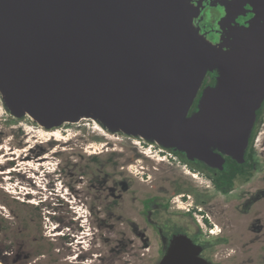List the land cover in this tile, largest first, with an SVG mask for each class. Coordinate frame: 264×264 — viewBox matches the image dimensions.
<instances>
[{"label":"water","instance_id":"95a60500","mask_svg":"<svg viewBox=\"0 0 264 264\" xmlns=\"http://www.w3.org/2000/svg\"><path fill=\"white\" fill-rule=\"evenodd\" d=\"M247 1L248 25L231 24ZM218 2L228 30L216 45L189 0H0V93L46 127L86 114L211 167L242 162L264 100V0ZM200 252L179 233L159 264H211Z\"/></svg>","mask_w":264,"mask_h":264},{"label":"rangeland","instance_id":"374dc122","mask_svg":"<svg viewBox=\"0 0 264 264\" xmlns=\"http://www.w3.org/2000/svg\"><path fill=\"white\" fill-rule=\"evenodd\" d=\"M208 73L214 83L217 71ZM138 144H143L140 137L111 130L86 114L58 126H43L28 113L14 115L0 93V264H157V236L153 233L154 244L143 248L134 235L143 229H127L122 223L129 201L137 209L139 196L168 197L172 190L168 171L148 179L142 175L145 169H127L135 163L129 156L138 155L134 148ZM111 152L114 165L106 162ZM177 152L178 159L184 155ZM95 154L100 164L91 162ZM105 172L112 176L107 190L112 188L119 199L110 223L97 207L99 198L91 187L101 185L98 180ZM124 177L132 181L129 187L123 188ZM179 177L196 190L185 198L196 210L191 215L194 224L209 240L204 255L215 264H264V197L251 204L246 197L254 184L227 194L209 188L208 201L200 203L199 188L205 190L206 182L198 177L192 181L186 173ZM128 194L136 199L126 198ZM177 203L181 207L175 202L170 210L187 211ZM199 208L208 214L210 225L204 224ZM104 221L111 227L101 224ZM16 254L19 259L14 263Z\"/></svg>","mask_w":264,"mask_h":264},{"label":"flooded vegetation","instance_id":"af4514ba","mask_svg":"<svg viewBox=\"0 0 264 264\" xmlns=\"http://www.w3.org/2000/svg\"><path fill=\"white\" fill-rule=\"evenodd\" d=\"M190 4L198 7L197 15L192 17V25L198 29L200 35H202L207 41L212 44L219 45L226 41L228 26H225L223 23H219L221 18L226 14L225 8L221 5L218 0H189ZM252 6L249 1L246 3H241V6L234 13V21L231 24L236 26H247V20L253 17V12L251 11ZM209 77V83H205L206 78ZM212 75L207 73L201 88L198 91V95L200 94L202 88L206 84H211ZM198 100V97L195 98ZM120 131V130H119ZM122 132V131H121ZM124 133V132H123ZM126 134V133H125ZM128 137L137 136L140 137L143 141V144H138L134 146L138 155L131 154L129 159H131L135 163H129L126 167H138L145 169L142 170V175L146 176V178L156 179V173H159L161 170L163 172L168 171L165 174L169 181L172 182V190L168 197H164V195L160 193H151L145 194L143 196H139L137 198L138 208L135 209L133 203L129 201L127 205V210L125 212V216H123L122 223L127 229H138L142 228L143 230H138L139 233H135L134 235L138 236V240L140 242V246L143 248H149L154 243L153 233L157 236V245L158 247V260L157 264H159L164 252L169 246L171 239L174 235L183 233L190 238L193 244H196L201 247L200 256L205 258L211 264H215V262L204 255V252L209 249V240H205L202 238V233L200 228H198L192 218V213L196 210L194 206H192L191 202L185 198V195H189V193H195L196 190L191 184H187L181 180L179 175L189 174L192 181H195L193 178L198 177L201 179V182H206L203 186L205 190L201 191L202 198H197V202L205 203L208 201V191L209 188L213 190H217L223 194H227L237 188L242 187L243 185L251 182L253 185L252 190H250L247 199V202L250 204L255 200L264 197V105L261 103L259 108L256 111L255 120L253 126L250 131L248 144L245 148L243 161L237 162L234 167V171L236 172V177L234 181H228L224 177V173L227 171H231V168H227L225 162L223 167L216 168L211 167L199 160H189L184 155L177 158L178 152L170 147H165L156 141L148 138H144L139 135H131L126 134ZM114 153L111 152L107 156L106 162L109 165H114L116 162L114 161ZM180 156V155H179ZM186 158V160L183 158ZM91 162L100 164V160L98 155H92L90 157ZM147 160L148 163L143 164L144 161ZM160 161V162H159ZM162 161V162H161ZM180 162L181 165L179 164ZM141 163V164H139ZM161 164H164L168 168L163 167ZM179 166L180 171L176 168ZM167 169V170H164ZM131 171V170H128ZM139 171V170H138ZM140 177H143V176ZM103 178L98 180L101 185L92 184L96 191V198H99V207L100 211L103 215L107 216V222H112L113 220V210L114 207L119 204V199L114 197L112 188H108L106 182L112 176H110L107 172L102 175ZM204 176L205 179L202 180ZM249 176V177H247ZM257 176L260 177V180H257ZM98 177L93 176V180H96ZM123 188L126 186L129 187L132 184V181L128 177L123 178ZM152 181V180H151ZM97 182V183H98ZM112 186V185H111ZM110 186V187H111ZM218 186L223 187L227 191H222ZM201 187V186H199ZM105 188V189H104ZM128 189V188H127ZM241 191V190H240ZM110 192V193H109ZM131 192V191H130ZM111 196L109 197V195ZM132 194V193H131ZM135 194V192L133 193ZM243 194H247L244 192ZM174 195H179V198H173ZM172 196V197H170ZM128 199L132 198L135 200L136 197L133 195H129L126 197ZM105 199V200H104ZM182 203V207L187 211H173L170 210L173 207V204L176 202L177 207H181L178 203ZM101 201V202H100ZM204 208H199L198 213L203 216V221L205 225H210L207 220L208 214H204ZM83 221V220H82ZM106 221L101 224H105L107 227H111L110 224H106ZM64 234V233H63ZM62 234V235H63ZM83 241V240H80ZM131 244H135L133 240H130ZM19 259V254H16L13 258V262L15 263Z\"/></svg>","mask_w":264,"mask_h":264},{"label":"trees","instance_id":"16d2710c","mask_svg":"<svg viewBox=\"0 0 264 264\" xmlns=\"http://www.w3.org/2000/svg\"><path fill=\"white\" fill-rule=\"evenodd\" d=\"M209 77H207L206 78V80H205V83H209ZM205 86V85H204ZM196 103H197V100H194V102H193V105L191 106V108H190V110H189V113L192 111V110H194L195 109V107H196ZM262 103H263V105H264V100L262 101ZM183 158L186 160V158L183 156ZM237 164V162H236V160H234V159H232V158H230V157H226V162H225V165H226V167L227 168H231V171H226L225 173H224V177L226 178V180H228V181H234L235 180V177H236V172L234 171V167H235V165ZM247 177H249V176H247ZM222 191H224V192H226L227 190L226 189H224L223 187H221V186H218ZM217 241H219V240H217ZM209 244V243H208ZM209 246V245H208Z\"/></svg>","mask_w":264,"mask_h":264},{"label":"bare ground","instance_id":"6f19581e","mask_svg":"<svg viewBox=\"0 0 264 264\" xmlns=\"http://www.w3.org/2000/svg\"><path fill=\"white\" fill-rule=\"evenodd\" d=\"M99 129H101L99 126H98Z\"/></svg>","mask_w":264,"mask_h":264}]
</instances>
